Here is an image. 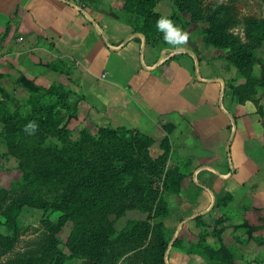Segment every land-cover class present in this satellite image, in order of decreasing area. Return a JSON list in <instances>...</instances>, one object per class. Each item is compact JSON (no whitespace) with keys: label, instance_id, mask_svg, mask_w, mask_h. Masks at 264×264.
<instances>
[{"label":"trees","instance_id":"16d2710c","mask_svg":"<svg viewBox=\"0 0 264 264\" xmlns=\"http://www.w3.org/2000/svg\"><path fill=\"white\" fill-rule=\"evenodd\" d=\"M172 2L175 8L163 15L155 10L158 0H122V9L131 16L128 27L161 50L175 48L156 26L161 17L170 18L182 30L201 25L203 44L226 49L225 60L242 78L229 86L235 101H254L258 87L264 85V73L255 71L256 53L264 44V16L242 15L235 2L222 0ZM49 68L72 76L62 58L51 61ZM82 100V95L59 82L29 90L19 107L0 100V142L16 156L21 171L9 189L0 188V258L4 257L0 264H70L80 257L86 264H101L111 245L118 243L124 250L142 244L149 234L156 244L141 249L137 263L165 264L171 236L165 238L162 224L153 222L168 215L166 198L180 192L188 166L171 150L169 134L174 126L162 125L166 135L156 156L150 151L155 140L136 126L106 123L94 133L84 129L72 139L66 117L78 111ZM29 121L38 124L34 135L23 131ZM172 160L171 167L167 162ZM24 206L46 214L41 221L44 232L34 245L16 252L25 230L20 220ZM127 208H140L146 218L116 231L106 218ZM53 213H58L54 220ZM68 223L71 229L62 249L58 233ZM199 244L208 264H234V252L220 240L206 243L202 235Z\"/></svg>","mask_w":264,"mask_h":264},{"label":"rangeland","instance_id":"374dc122","mask_svg":"<svg viewBox=\"0 0 264 264\" xmlns=\"http://www.w3.org/2000/svg\"><path fill=\"white\" fill-rule=\"evenodd\" d=\"M222 1L235 2L239 13L242 15L264 16L262 0ZM72 5L75 9L72 8ZM47 7L54 11L58 8L59 14L63 11L66 25L70 23L73 17H76L79 18L81 23L85 18L86 22H84L88 23L89 28H93L92 20H88L83 16V11H87L95 18L97 23H100L103 27H108L111 32H115V35L119 36L122 34L124 26H128V21L131 18L122 9V0H64L62 5L49 3ZM174 8L172 0H158L155 10L167 15ZM107 9L113 11L118 19L109 14L110 12L103 11ZM14 23L18 24L19 28H14ZM29 23V17L19 19L12 17L7 29L0 31V100L6 101L12 107H19L27 98L29 91H26L24 87H20V83L16 81L17 76H27L28 79H31L28 76L31 72L33 74L39 73L40 76L42 71L48 69L56 75H53V79H50V81L43 79L36 83L34 85L35 89L59 82L69 87L76 95L83 96L78 111L68 114L66 117L65 127L70 130L72 139H77L84 129L94 133L98 126L106 123L114 127L126 124L120 119H113L104 111V105L100 104L102 99L105 98L106 100L105 95L107 94L104 90L97 89L105 86L102 85L105 80L97 78L101 72L102 61L110 53L113 54V58L115 57V51L107 49L104 38H99V42L94 46L95 71H98V74H94V76L84 75V77L89 76L92 79L88 77L89 80L88 78L83 80L82 77L83 82L79 83L78 78L74 77L73 73V76L68 78L67 75L50 70V61L45 67L41 65L44 63L42 53L38 50L30 51L37 47L36 43L39 44L41 41L42 38L39 37L42 36L41 32L30 31L31 37L33 36L29 38V40H32L31 44L28 43L29 41L21 40L22 37L27 38L24 36L27 32L23 30V27ZM201 29V25L191 24L183 31L194 35L195 44H201L197 46V53L200 58L205 59L206 64L211 66V71L216 75L218 74L219 78L224 75L222 84L211 82L206 83V87L208 92L211 93V89L219 88L217 105H219L221 111L226 109V112L223 114L219 111L216 117L212 118L209 127L198 126L192 128L188 125L189 127L185 132L186 136L182 137L186 140L173 145V147H178L181 155H185L181 160H186L188 166L185 169L180 192L166 198L168 215L156 219L153 225H156V223L162 224L161 232L165 238L171 236L164 254L165 264H208L202 248L199 247L201 246L199 242L202 235L206 243H214L216 240H220L224 246L231 249L235 254L234 264H264V85L258 87L255 98H253L255 102L249 100L245 104L237 103L229 86L230 84L240 83L242 78L238 75L236 69L225 60L226 49L213 48L203 44L200 35ZM235 31L237 30L235 29ZM92 34L91 32L89 36ZM68 40V45H71L72 37ZM91 40L94 42L96 39L92 38ZM14 50L15 53H12ZM139 55H142V50ZM256 55L255 71L258 74L264 73V44L257 50ZM182 56H180L182 62L188 63V58ZM172 61L173 63L178 62L176 59H172ZM200 61L202 62V60ZM72 65H69L71 72L75 70L77 73V67L74 69ZM33 67H35V70ZM197 68L198 66L195 63L194 77ZM101 78H105V74H102ZM86 82L93 83V86L84 85L83 83ZM16 93L17 95H15ZM99 96H102L101 100L96 99ZM91 101L94 105L90 103ZM229 102L234 103L235 107L238 108L235 109V114L228 112ZM207 111H210V109L208 108ZM212 115V112L208 114V116ZM162 125L149 129L140 128L155 140V144L150 149L153 156L159 154V142L166 135ZM200 144L212 148L207 163L204 162V154L201 158L194 159L192 157L196 155V149ZM167 164L172 167L175 165V161H169ZM200 164L210 167L214 172L210 171L211 175L208 176L206 181L210 191L209 196L204 194L200 187V181L203 182L202 178L206 176L204 174V176L202 174L197 176V171L201 167ZM213 165H215V168L217 165L223 168L221 169L222 173H217ZM20 175L21 171L18 168L16 156L6 149L4 143L0 142V188L9 189L12 183L19 179ZM225 181H229V183H224ZM204 196L205 199H203ZM45 215L42 210L28 206L22 207L20 220L25 230L15 246L16 252L24 251L29 245H34L42 237L44 227L41 221ZM57 216L58 213H53L51 219L54 220ZM145 218L146 213L140 208H127L119 216L110 214L106 219L108 223H111L113 229L121 231L127 224H131V221H142ZM70 229L71 225L68 223L58 233L62 249L65 248V241ZM0 231H3L2 227H0ZM212 232H215L213 233L215 236L212 235ZM175 240H177L176 245H173ZM151 243L156 244V240L153 235L150 237L149 234L142 244L130 245L124 250H121L123 246L119 247L118 243L111 245L105 252L101 264H138L137 254H139V251L150 248ZM3 258H0V262L3 261ZM86 261V259L80 257L73 259L70 264H86Z\"/></svg>","mask_w":264,"mask_h":264},{"label":"crops","instance_id":"0c3cea01","mask_svg":"<svg viewBox=\"0 0 264 264\" xmlns=\"http://www.w3.org/2000/svg\"><path fill=\"white\" fill-rule=\"evenodd\" d=\"M63 2L64 0H0V31L7 29L12 17L15 19L29 17L30 23L23 27V30L27 32L24 36L28 39L22 37L21 40L29 41L28 43L31 44L32 40L29 38L33 36L31 37L30 31H40L42 36L39 37L42 39L39 44H35L37 47L30 51L38 50L42 53L44 63L41 65L44 67L48 65L49 61L57 58H62L68 65L73 64V68L77 67L78 72L76 73L74 70L72 73L74 77L78 78L79 83L83 82L82 77L83 80L89 77H84V75L94 76V74H98V71H95L94 46L99 42V38H104L107 49L115 51V57L113 58V54L109 52L110 54L106 55L107 58L102 61L101 72L99 71L97 78L105 80L102 82V85L105 86L97 89L104 90L107 94L105 93L106 100L105 98L102 99V96L96 97V99H102L100 104L104 105V111L113 119H120L126 123L123 124L126 126L149 129L164 123L172 124L174 129L169 135L171 150L174 155L176 153L175 157L184 158L185 155H181L178 147H173V145L186 140L183 139L186 136V129L189 126L192 128L209 127L212 118H215L219 111L223 114L226 112V109L221 111L217 105L219 88L211 89V93L206 87V83L211 82L222 84L224 75L219 78L218 74L216 75L211 71V66L205 63V59L200 58L197 53V46L201 44H195L194 35L186 33L188 36L186 44L173 49L160 50L156 46L147 44L143 35L133 34L128 26H124L120 36L115 35V32H111L108 27H103L97 23L87 11H83V16L92 20L93 28H89L88 23H85V18L81 23L79 18L73 17L70 23L66 25L63 11L59 14L58 8L54 11L47 7L49 3L62 5ZM72 8L75 9L74 6ZM103 11L110 12L109 14L118 19L113 11L108 9ZM16 23L13 24L14 28H19ZM91 32L93 34L89 36ZM71 37L73 40L70 43L72 44L68 45V38ZM92 38L96 40L93 42ZM62 43L64 45H61ZM141 50L142 55H139ZM12 53H15V50ZM182 55L188 58V63L182 62ZM172 59H176L178 62L173 63ZM195 63L198 68L194 77ZM33 68L35 70V67ZM41 73L42 75L39 76V73L33 74L31 72L28 74L31 79H28L27 76H17L16 81L26 91L36 90L37 88H34L36 83L43 79L50 81L53 79V75H56L48 69ZM102 74H105L103 79L101 78ZM83 84L88 87L93 86V83L86 82ZM90 103L94 105L92 101ZM208 108L210 111H207ZM235 109H238L235 104L229 102L228 112L235 114ZM211 112L213 115L208 116ZM229 114L231 115V113ZM211 149L200 144L196 149V155L193 154L192 157L194 159L201 158L204 154V162L207 163ZM200 165L197 176L199 174V176L201 174L202 176L206 175L202 178L203 182L200 181V187L203 193L209 196L210 191L206 181L211 175L210 171L213 172V170L208 166H203L204 164ZM213 166L215 168V165ZM215 169L217 173H222L221 169L223 168L218 165ZM224 183H229V181Z\"/></svg>","mask_w":264,"mask_h":264},{"label":"clouds","instance_id":"9594fccd","mask_svg":"<svg viewBox=\"0 0 264 264\" xmlns=\"http://www.w3.org/2000/svg\"><path fill=\"white\" fill-rule=\"evenodd\" d=\"M157 28L164 33L167 43L175 47H180L187 43V34L168 17H161L157 21ZM38 130V124L35 121H29L24 125L23 131L28 135H34Z\"/></svg>","mask_w":264,"mask_h":264}]
</instances>
